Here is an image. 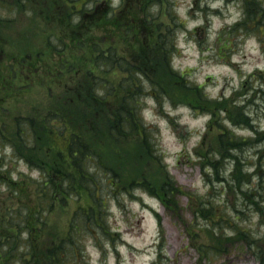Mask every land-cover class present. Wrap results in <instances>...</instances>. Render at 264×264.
<instances>
[{
	"label": "rangeland",
	"instance_id": "374dc122",
	"mask_svg": "<svg viewBox=\"0 0 264 264\" xmlns=\"http://www.w3.org/2000/svg\"><path fill=\"white\" fill-rule=\"evenodd\" d=\"M5 1L13 2L12 0ZM75 1L77 0H31L30 9L16 6L14 20L5 22L6 24L0 28V132L5 139L0 146V216L2 218L10 212L15 215L13 216L14 220H18V215L26 218L30 213L40 209L37 186L41 174L49 164L44 144H37L35 150L28 152L29 148L19 140L17 120L35 118L40 121L51 109L60 108L62 105L80 104L82 96L80 93L77 95L75 91L81 84L82 77L85 83L87 81L86 85L88 81L94 83L92 79L88 80L86 75L89 72L88 69L92 68L90 61L93 53L85 38L92 37L96 44L112 47L120 57L130 60L128 54H131L134 49L124 41L127 36L125 30L115 29L111 23L105 21L107 19L101 12L108 6L107 9L112 10L108 19L117 18L121 10H124L123 13L126 16L133 14L140 19L143 13L141 12L142 6L147 0H121L115 9L111 7L112 0H90L83 4L86 12L81 16L80 22L74 24L72 17L80 13L75 10L73 5ZM159 1L154 0L153 3L158 4ZM161 1L164 3L162 7L164 12L152 18L148 22L147 28L160 26L161 29L166 30L172 23L174 5L181 2V0ZM89 3L94 5L92 9L87 7ZM14 4L21 5L22 3L17 0ZM196 8H199V0H194V8L189 12L193 17ZM203 11L206 16L209 9L205 7ZM213 11L219 13V9ZM29 13L31 14L29 15ZM181 21L185 24L182 19ZM132 24V35L133 32L135 35L138 32L140 36L139 32L142 30L147 32L146 26L139 31L138 24ZM235 24L225 25L210 44L207 38L209 24L206 19L205 25L198 26L189 32V39L196 41L201 53L197 58V64L195 66L185 65L182 71L172 69L176 72L184 71L190 82L202 86L205 94V88L208 85L215 86V76L205 75L203 83H198L197 77L208 72L212 65H227L238 76H243L241 63L247 62L253 54L242 55L240 62L231 59L233 54L242 53L241 46L244 42L241 37L235 36L237 33L232 29ZM185 30H187L186 26ZM172 31L173 35H176L175 31ZM135 35L132 38H135ZM72 36H75L73 40ZM259 42L261 51L264 52V37ZM224 43H229L228 54L219 52V47ZM177 50L174 52L177 58H188L181 49L177 48ZM205 52L209 54L205 56ZM253 58L259 62L258 57L253 56ZM56 63H58V72L52 74ZM148 67L150 66L148 65ZM154 67V69L150 67L151 69L148 70L149 80L151 78L153 82H156L158 94L157 106L153 112L156 117L165 119L167 123L161 126L158 121L147 122L142 112L141 117L145 124L151 125L155 129V132L152 131V133H155L153 139L156 141V149L161 156L160 161L145 151L137 136L121 134L116 138L110 133L108 129L109 117L115 106L110 105L102 109L103 118L99 125H95V120L83 118L80 115H74L70 122L80 124L77 126L96 134L92 141L96 153H100L103 163L106 162L108 166L115 167L114 170L118 175L120 174L124 182L127 179L137 182L145 179L152 185L160 196V199L156 197L160 202L159 210L147 204L143 197L135 195L134 189L139 188L145 191L143 188H132L126 183L119 184L112 190L113 194L106 193L105 206L98 205V199L94 200L89 196L76 202L69 200L64 206L57 202L52 213L45 217L44 227H42V223L36 225L35 222L28 225L36 231L39 230L38 228H42L36 243L39 250L52 241L58 240L59 235L63 237L73 221V216L79 222L84 220L81 218L78 207L91 203L102 217L97 222L100 226L93 225L96 230L94 237L90 234L81 237L79 244L82 248L79 254L71 257L67 264H88L84 241L89 236L100 249L102 259L106 256V250L101 237L109 240L112 243L118 264L121 254L115 248L117 242L125 244L130 249V253L139 251L135 245L122 239L121 232L112 231L107 223L105 218L108 215H115L107 210L110 195L115 199L121 219L127 225L124 232L134 236H142L145 232L151 231L158 233L159 243L155 245L158 250V260L153 264H159L161 260L167 261V264H264V236L259 238L253 236V229L249 228L246 223L250 221V213L256 211L260 214V219L255 231L258 233L260 225L264 224V148L256 147L260 142H264V131H259L252 124L253 118L250 116L248 117L249 124L242 121L249 105L256 109L257 118L261 115L260 105L256 104V100L258 98L264 100V88L255 86V81L259 80L264 83V70L255 69L253 73L247 74V79L240 82V88L233 91L230 97H223L224 89L222 88L220 90L221 99H210L217 102L218 106L209 109L206 102L197 99L194 93L186 90L187 88L179 89L171 83L167 65L155 64ZM99 69L96 68L95 71L101 74ZM101 75V80L104 75L106 79L116 81L122 73L115 70L109 75L103 73ZM223 79L225 87H227L229 77L223 76ZM248 92L252 93L250 97H246ZM164 96L170 101L173 110L179 106H187L191 111L170 114L163 108L162 97ZM241 97H246L244 104L234 103ZM153 98L155 99V97ZM112 100L115 103L119 101L117 96H114ZM144 107H148V105L144 103L142 108ZM221 110L226 113V116L220 115ZM207 111L214 112L215 115L206 122V130L202 133L199 128L190 127L188 122L180 123V120L185 116L192 120L199 115L208 113ZM223 119H228L234 127H247L256 132L254 137L238 134L243 138L250 137L254 143L243 144L244 146L241 145L242 147L235 149L237 151L235 154L239 155L242 160H239L238 166L234 163L233 170L228 176H224L222 173L227 170L228 162L233 161V156L221 162V155L218 153L216 143L219 125L223 124ZM225 126L227 125L225 124ZM197 134L201 138L189 151V141L193 135ZM6 145L12 147L10 155L4 153ZM249 149L254 150L253 155L257 156L255 161L246 155ZM165 157H170V159L166 160ZM21 160L27 165L29 173L33 169H38L40 176L33 178L29 173L20 171ZM211 162L213 166L208 164ZM5 164H7L6 168ZM253 164L255 165L253 172L249 173L244 170ZM218 167L221 170L219 179L215 172V168ZM208 168H211L212 171H207ZM14 171L17 173L18 179H13L11 174ZM104 173L101 170L100 176ZM234 173L237 181L243 178L242 182L238 183L232 179ZM111 175L110 180L113 182ZM253 176L259 177L256 183H253ZM170 177L184 192L179 197L183 211H179L176 207H167L161 200L163 194L159 191V186ZM200 178L207 186V191L204 193H200L194 187L195 182ZM245 183L252 187L245 189L243 187ZM121 192L127 194L129 201H138L141 209H147L148 214L132 209L128 203L121 199ZM147 193L151 196L149 192ZM221 194H223L222 202L217 203ZM189 197L193 199L190 200ZM190 203L194 212L191 210ZM207 204L211 207V217L205 219L197 216V208ZM201 220L204 221V226H201ZM113 223H118V221L114 220ZM225 226L233 229L235 235L227 236L224 232ZM240 231H242L241 234ZM161 249L166 251L167 255Z\"/></svg>",
	"mask_w": 264,
	"mask_h": 264
},
{
	"label": "trees",
	"instance_id": "16d2710c",
	"mask_svg": "<svg viewBox=\"0 0 264 264\" xmlns=\"http://www.w3.org/2000/svg\"><path fill=\"white\" fill-rule=\"evenodd\" d=\"M12 1L0 0V28L6 24L5 22H12L14 20L16 17V6L31 8V0H20L21 5L14 4L17 0ZM81 1L83 2L78 5ZM89 1L77 0L73 4L76 8L75 10L80 12V16H83L86 12L83 4ZM153 2L154 0H147L143 4L141 9L143 13L140 19L136 18L133 14L126 16L123 13L124 10L118 13L117 18L108 19L111 14L110 11H112L111 9H107L108 6L101 12L103 17L107 19L105 21L111 23L115 29L125 30L127 36L124 41L128 42V45L132 46L134 51L128 54L130 58L128 60L120 57L114 48L96 44L92 37L85 38L87 43L90 44V49L93 53L90 61L92 68L88 69L89 72L86 75L88 76V80L92 79L94 83L88 81L86 85L87 81L85 83L82 77L81 84L77 86L78 92L77 90L75 91L77 95L80 93V96H82L80 104L62 105L60 108L51 109L40 121H37L35 118H21L17 120V136L19 140L29 148L27 149L28 152L35 150L37 144H44L49 164L48 168L41 174V179L37 186L40 209L30 213L26 218L18 215V220H14L13 216L15 215L10 214V212H8L6 217L2 218L0 216V264H16V261H19L20 264H67L71 257L79 254L82 248L79 244L81 237L85 234H90L94 237L96 230L93 228V225L99 227L100 225L97 222L102 218L91 203L88 204L89 206L86 205L88 207H78L80 208L79 213H81V218H84V220L79 222L73 216V221L70 223L64 236L59 235L58 240L52 241L49 245L42 247V250H39L36 244L42 228H38L39 230L36 231L31 226H28L30 223L35 222L36 225L42 223V227H44L46 224L45 217L52 213L57 202H60L64 206L69 200L76 202L89 196L94 200L98 199V205L105 206V201L107 200L106 193L113 194L112 190L119 184L124 185L125 183L132 188H143L151 196L160 199L158 191L145 179H141L140 182L136 180L128 181L127 179L124 182L120 174L118 175L114 170L115 167L113 165L108 166L106 162L103 163L100 153H96V149L92 145L93 137L96 134L86 131L83 127H78L77 125L80 124L70 122L74 115L91 118L95 120V125H99L100 120L103 118L102 109L110 105L115 106L113 111L110 112L109 117L108 129L110 133L116 138L121 134L137 136L145 151L151 157L160 161L161 156L158 154L156 141L153 139L155 129L153 126L145 124L141 117V110L144 105L142 102L143 97L151 95L158 101L156 82H153L151 78V81L149 80L148 70L154 69L155 64L159 66L167 65L170 81L174 86L179 89L187 88L186 90L194 93L197 99L206 102L209 109L218 106L217 102L211 101L209 96L204 93L202 86H197L188 80L187 74L184 71L176 72L172 69L171 58L174 52L178 51L175 43L176 35H173L172 30L176 33L178 29H185V24L173 11L172 23L168 25L166 30L161 29L160 26L147 28L148 22L152 18L164 12L162 9L164 3L160 0L158 2L160 11L156 15H153L149 11L152 4H148ZM243 7L245 10L244 18L238 21L232 28L233 32L237 33L235 36L246 37L250 34H255L258 40L261 41L264 37V0H243ZM85 18L87 17L85 16ZM132 23L138 24L139 31L146 26L147 32L142 30V32H139L141 33L140 36L138 32H136L137 35H135V32L132 35ZM134 35L136 37L132 38ZM74 38L75 36H72V40ZM229 50V43H224L219 47V52L224 54H228ZM96 68H100L101 74L109 75L111 72L117 70L122 75L116 81L109 78L106 79L104 75L101 80L100 76L102 75L95 71ZM57 72L58 63L53 67L52 74H56ZM137 73H140L149 82L151 86L150 91L145 90L143 80H141ZM114 96H117L119 99L116 103L112 100ZM207 112L214 117V112ZM244 114L242 121L245 124H249V116L246 115V112ZM152 131L154 132L152 133ZM4 140L0 132V146H2ZM216 143L218 153L221 155V162L233 156V161L238 166L241 158L235 154L237 151L234 150L236 148L239 149L243 144L251 145L254 141L250 137H241L233 129H229L228 125L225 126L223 123L219 125ZM16 150L20 152L19 149L16 148ZM208 164H212V162ZM89 165H94L96 171H88ZM215 169L217 178L219 179L221 174L220 167ZM101 170L105 172L102 176H100ZM110 175L113 178V182L110 180ZM232 175V179L238 183L243 179L240 178L237 181L236 174ZM65 181H67V186H65ZM159 187V191L163 194L161 200L164 204L167 207H176L179 211H183L179 197L184 192L177 185V182L170 177ZM189 199L192 200L193 198L189 197ZM189 205L192 212H194L192 204L190 203ZM210 208L208 204L204 207L199 206L196 210L198 212L197 216L209 219L212 215ZM24 231L29 233L26 239L22 237ZM241 233L242 231H240ZM21 245H23V250H21Z\"/></svg>",
	"mask_w": 264,
	"mask_h": 264
},
{
	"label": "clouds",
	"instance_id": "9594fccd",
	"mask_svg": "<svg viewBox=\"0 0 264 264\" xmlns=\"http://www.w3.org/2000/svg\"><path fill=\"white\" fill-rule=\"evenodd\" d=\"M121 0H112L111 7L117 8L120 4ZM89 9H92L94 7L93 4L89 3L87 5ZM207 7L209 11L207 12L205 16V12L203 9ZM194 8V0H181V2L177 3L173 7V11L176 13V15L182 19L185 22L186 29H178L176 31V47L178 49H181L184 53L187 54V59H180L177 58L175 55L172 57L171 66L174 70H180L182 71L187 66H195L197 64V58L200 56V51L198 49L197 43L193 39H189V32L196 29L198 26L205 25L206 19L209 24V27L207 28V38L209 43L211 44L212 41H214L219 33V30L224 28L225 25L231 26L238 21L242 20L245 16V10L243 7V0H199V8L195 9V16L189 14L190 10ZM219 9V13L213 11ZM149 11L153 15H156L160 11V5L153 3L150 6ZM31 13H29L30 15ZM81 20L80 15H74L72 17V22L79 23ZM241 39L244 41L242 44V53L240 54H233L231 59L236 62H240L242 60V55L251 53L253 56L259 58V62H257L256 59L253 58V56H250L247 62L241 63L242 71L244 72L243 76H238L235 71H233L231 68H229L227 65L221 64V65H212V67L209 69L208 72L203 73L197 77L198 83H203L204 76L205 75H214L216 79L215 86L208 85L205 88L206 94L209 96L210 99H221L220 97V90L223 88V97L227 98L230 97L233 93V91L240 88V82L244 79H247V74L253 73L255 69L264 70V52L261 51V45L260 42L255 34H250L248 36H242ZM209 53L205 52L204 55L207 56ZM207 67V66H206ZM138 76H140L141 80H143L145 90L150 91L151 86L149 85V82L144 79V77L137 73ZM223 76H228V86L225 87V80L223 79ZM255 86L264 88V83L260 82L259 80L255 81ZM99 91V90H98ZM252 95L251 92H248L246 94V97H250ZM241 97L234 101V103L238 105H242L245 103V98ZM163 99V108L165 111L169 112L172 115H175L177 112L179 113H189L191 110L187 106H179L175 110H173L170 101L166 96L162 97ZM142 102L146 103L148 107L142 108L141 112L143 117L147 122L151 121H158L161 126H164L167 121L165 119L156 117L154 115L153 110L157 106L156 100L152 96H145L142 98ZM256 104L260 105V113L259 117L255 115L256 109L249 105V107L245 110L246 115L252 117V124L257 127L259 131H264V100L257 99ZM220 115L222 117L226 116V113L221 110ZM212 116L210 113H204L202 115H199L195 119L189 120L187 116L183 117L180 120V123L188 122L190 124V127L192 128H199L200 133L205 131V125L206 122L211 120ZM224 124L228 125V127L233 128V131H235L237 134L244 135V136H251L254 137L256 135V132L252 131L251 129L244 127H234L231 122L228 119H223L222 121ZM200 135H193L191 140L189 141V151H191V148L196 145V143L200 140ZM174 139V137H172ZM257 148H264V142H260L256 145ZM235 151V150H234ZM253 149H249V151L246 153V155L253 161L256 160L257 156L253 155ZM4 153L11 154L12 153V147L10 145H6L4 147ZM217 158H219L217 156ZM165 159H170V157H165ZM234 161L228 162V167L225 172L222 174L224 176H228L229 173L232 172ZM4 167H7V164L4 165ZM19 170L23 171L25 173H29V169L27 165L24 164L23 160L20 161L19 164ZM246 172H253L255 170V165L246 167L244 169ZM88 171L95 172L96 168L94 165H89ZM207 171L211 172L212 169L208 168ZM33 178H37L40 176V172L38 169H33L29 173ZM13 179H18L17 173L14 171L12 172ZM258 176H253L252 180L253 183H256L258 181ZM65 186H67V181H65ZM194 187L198 189L200 193H204L207 191V186L204 185L203 179H198ZM219 187V185H218ZM245 189H248L252 187V185H249L245 183L243 185ZM134 193L137 196L143 197V200L147 203L152 205L154 208H157L159 210V200L155 196H149V194L146 191H143L139 188L134 189ZM121 199L125 201V203H128L129 206L134 209L141 211L143 214H148L147 209H141V205L138 201H129L128 196L126 193L121 192L120 194ZM223 194H221V198L217 201V203L222 202ZM109 201V207L108 211L110 213H114L115 215H108L105 219L107 223L109 224L112 231H119L122 233V239L124 241H127L129 244L135 245V248L139 251H133L130 253V249L123 243L117 242L115 245V248L119 251L121 254V258L119 260V264H153V262H156L158 260V250L155 246L159 243L157 237L158 233L155 231L151 232H145L142 236H134L130 235L127 232H124V229L127 227V225L124 223V221L121 219L120 212L117 209L116 201L113 199L110 195L108 197ZM260 219V214L256 211H252L250 213V221L246 222L247 226L251 229H253V236L256 238H259L260 236H264V224L260 225V231L257 233L255 231L257 227V222ZM118 221V223H113V221ZM201 226H204V221L201 220ZM210 226V225H209ZM224 232L227 236H233L235 235V232L233 229L225 226ZM29 233L27 231H24L22 233L23 238H27ZM97 235L99 236L100 233L98 232ZM103 247L106 250V256L102 259L101 258V251L96 246L94 240L89 236L84 241L85 246V253H86V259L88 261V264H118L117 257L115 253L113 252V246L112 243L107 240L103 239ZM21 250H23V245H21ZM161 251H164L161 249ZM164 254L167 255L166 251H164ZM16 264H20L19 261H16ZM159 264H167V261L161 260Z\"/></svg>",
	"mask_w": 264,
	"mask_h": 264
}]
</instances>
